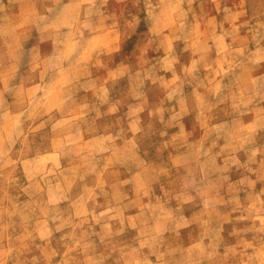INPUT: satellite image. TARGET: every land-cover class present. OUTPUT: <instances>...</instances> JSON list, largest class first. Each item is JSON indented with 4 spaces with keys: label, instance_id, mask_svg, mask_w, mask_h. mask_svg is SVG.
Segmentation results:
<instances>
[{
    "label": "clouds",
    "instance_id": "9594fccd",
    "mask_svg": "<svg viewBox=\"0 0 264 264\" xmlns=\"http://www.w3.org/2000/svg\"><path fill=\"white\" fill-rule=\"evenodd\" d=\"M0 264H264V0H0Z\"/></svg>",
    "mask_w": 264,
    "mask_h": 264
}]
</instances>
